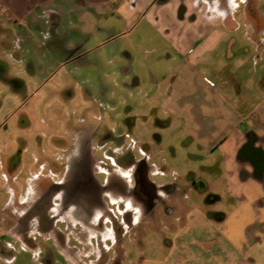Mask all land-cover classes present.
<instances>
[{
	"label": "rangeland",
	"instance_id": "rangeland-1",
	"mask_svg": "<svg viewBox=\"0 0 264 264\" xmlns=\"http://www.w3.org/2000/svg\"><path fill=\"white\" fill-rule=\"evenodd\" d=\"M261 5L258 10H264V0ZM249 17L258 19L252 13ZM181 27L153 32L151 40L146 36L150 32H140L135 25L114 23L98 31L101 43L95 37L87 50L82 44L72 53L75 43L50 57L27 38L23 24L0 20V264H264V189L247 181L229 190L226 176L202 174L214 156L202 154L195 139L201 133L209 139L231 133L215 116L226 114L222 106L227 100L234 102L236 82L244 83L252 103L258 97L254 79L264 76V49L248 46L243 27L234 32L243 46L230 48L226 43L195 62L191 40L181 38L189 32L183 33ZM77 34L72 41L80 38ZM260 34L255 30L250 36ZM169 54L175 60L168 61ZM159 55L162 62L155 59ZM186 55L192 61L184 67ZM113 69L122 75L117 81L128 84L134 75L151 83V73L157 78L167 74L168 84L174 82L172 69L180 74L168 102L156 103L160 108L156 116L168 125L155 131L160 136L153 139L152 122L139 120L136 130L144 136H128L124 142L137 156L141 147L149 153L155 183L177 184L165 198L170 212L161 204L155 219H149L144 205L127 189L107 200L127 233L116 230L114 221L101 227L87 224V229L81 222H64L56 224L55 232L47 222L42 223L49 227L47 232L39 231L36 221L28 222L27 228L18 224L26 212H34L37 195L66 178L67 172L58 168L82 136L99 128L113 130L116 136L127 133L104 112L110 97L102 96L104 87L115 84L105 73ZM140 110L148 108L143 105ZM174 112L187 118H175ZM189 172L211 185L204 198L211 193L221 200L206 204L199 191L188 190ZM126 213L139 220L133 229L124 219ZM107 216L112 219L113 214ZM63 247L67 249L62 253Z\"/></svg>",
	"mask_w": 264,
	"mask_h": 264
},
{
	"label": "crops",
	"instance_id": "crops-1",
	"mask_svg": "<svg viewBox=\"0 0 264 264\" xmlns=\"http://www.w3.org/2000/svg\"><path fill=\"white\" fill-rule=\"evenodd\" d=\"M262 3L263 0H0V20L11 25L23 24L29 32L27 38L32 40L35 46L45 48L50 57H58L60 49L68 51L69 46L75 43L71 52H75L82 44H85L87 50L88 42L95 37L98 43H101L103 39H99L98 31L114 23L135 25L140 32H150L146 36L151 40L154 38L153 32L157 31L158 35L160 30L168 31L164 30L166 27L173 26L178 30V27L182 26L180 30L189 34H183L181 38L191 40L196 52L195 62H200L207 52L214 53L217 47L226 43L230 48L243 46L234 37V32L243 27L246 28L243 35L247 38L248 46L257 44L258 48L264 49V10H258ZM180 4V10L177 12V6ZM251 13L258 16V19L250 18ZM255 30L261 33L257 38L250 36L251 31ZM76 31L80 38L72 41L75 38L71 37L75 36ZM229 34L231 38L228 37ZM140 35L143 37L138 33V36ZM160 36L164 37L162 33ZM175 39L179 40L177 36ZM174 54L177 55L175 51ZM127 56L135 60L133 55ZM186 57L188 58H184L182 65L184 67L192 61L190 55ZM162 58L159 55L155 59L162 62ZM175 58L169 54L168 61ZM177 69H172L174 82L172 80L168 84L165 83L167 74L157 78L154 73L150 74L151 83L143 82L138 75L133 76L131 84L123 83L117 81V78L122 76L120 71L113 69L105 73L115 80L114 87H104L105 94L110 95L106 102L111 103L115 109L131 104L142 121L152 108L160 110L156 103L168 102L170 92L174 90L176 79L180 76ZM254 83L258 97L253 98V103L249 90L243 88L244 83L240 86L236 82L234 102L227 100L222 106L226 114L215 116L217 121L226 122L231 131L228 136L223 133L218 134L215 139H209L202 133L195 136L202 154L214 156L209 158H214L208 166L210 168L202 174L226 176V186L229 190H235L234 188H239L240 184L243 185L247 181H253L256 186H262L264 189V76L255 78ZM245 96H248L246 100ZM143 105L147 106L148 111L140 110ZM173 115L179 119L187 118L175 112ZM169 118L171 119L170 116ZM215 164L218 167L214 166ZM211 167L216 168L215 171L211 170ZM198 175L196 178H199ZM231 179L236 182L232 183ZM203 182L208 185L205 191H199L204 198L211 190V185L209 186V182ZM188 190H194L189 183ZM1 259L2 262H7V258Z\"/></svg>",
	"mask_w": 264,
	"mask_h": 264
},
{
	"label": "flooded vegetation",
	"instance_id": "flooded-vegetation-1",
	"mask_svg": "<svg viewBox=\"0 0 264 264\" xmlns=\"http://www.w3.org/2000/svg\"><path fill=\"white\" fill-rule=\"evenodd\" d=\"M104 95L106 94H102L103 97ZM111 105L105 102L104 112L115 124L124 126L127 133L116 136L113 130L99 128V132L92 131L82 136L75 150L68 156L67 162L60 164L58 168L59 171L67 172L66 178L54 182L51 187L37 195L39 199L34 205V212H29L30 215L26 212L18 224L21 223L27 228L28 222L32 220L38 223L39 231H46L49 227L45 224L50 223L55 232L56 224L64 222L76 221L78 224L81 222L87 229V224L101 227L108 221L110 223L114 221L117 224L116 230L122 232L125 229L127 233L128 230L119 224L122 221L121 216L109 208L107 201L111 195L121 194L124 190L127 192V189L130 190L135 201L144 205L146 217L149 219H155L157 208L161 204H164L166 211L170 212L165 205V198L167 194L177 190V184L160 185L152 180L154 165L150 162L149 153L141 147L139 152L141 155L137 156L134 147L124 145L128 136L136 135L137 138L144 136L136 130L139 121L136 111L129 103L120 109H115ZM158 112H160L158 108H152L148 116L143 117L142 120V122H152L153 139L160 136L155 132L156 130L168 126L165 120L156 116ZM109 144H113L110 149L107 148ZM97 153L104 155L99 157ZM123 170L129 171L130 175L123 174ZM188 177L190 178L188 182L194 190L201 192L206 190V187H203L204 182L192 173ZM220 200L221 198L216 194L208 193L205 197L207 204H214ZM111 204L116 205L113 202ZM108 212L113 214L112 219H107ZM124 219L131 229L139 223L131 213H126ZM0 249H3L1 244ZM66 249V247L61 248V252L62 250L66 252Z\"/></svg>",
	"mask_w": 264,
	"mask_h": 264
}]
</instances>
